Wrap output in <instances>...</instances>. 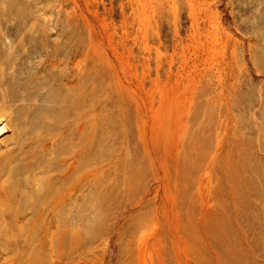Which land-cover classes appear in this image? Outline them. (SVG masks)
Here are the masks:
<instances>
[{"label":"rangeland","instance_id":"374dc122","mask_svg":"<svg viewBox=\"0 0 264 264\" xmlns=\"http://www.w3.org/2000/svg\"><path fill=\"white\" fill-rule=\"evenodd\" d=\"M80 231L264 264V0H0V264Z\"/></svg>","mask_w":264,"mask_h":264},{"label":"bare ground","instance_id":"6f19581e","mask_svg":"<svg viewBox=\"0 0 264 264\" xmlns=\"http://www.w3.org/2000/svg\"><path fill=\"white\" fill-rule=\"evenodd\" d=\"M85 234L84 232L82 233L81 231L75 234V236L72 238L70 257H66V259L63 261L59 260L58 264H119L118 255L120 256V254L116 253L113 246L115 243V238L113 236L114 234L105 236L108 241L107 242L108 245L104 250H99L100 248L98 249L90 246V244L96 243L97 237L90 236L87 234L85 235ZM147 247L148 246L140 247L138 253V257H139L138 264H158L160 261H162L158 258L154 260L153 253L150 252L151 248L149 251ZM121 253H124V258L123 260H121L122 262L121 264H131L135 254L130 251H122Z\"/></svg>","mask_w":264,"mask_h":264}]
</instances>
